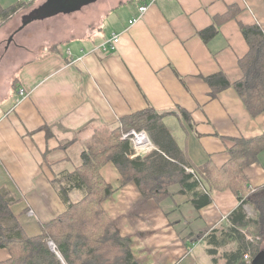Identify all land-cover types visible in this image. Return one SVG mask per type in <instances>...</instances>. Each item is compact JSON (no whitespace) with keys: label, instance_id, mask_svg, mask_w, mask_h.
<instances>
[{"label":"crops","instance_id":"obj_1","mask_svg":"<svg viewBox=\"0 0 264 264\" xmlns=\"http://www.w3.org/2000/svg\"><path fill=\"white\" fill-rule=\"evenodd\" d=\"M47 1L24 0L17 29ZM150 1L98 0L36 19L8 38L0 57V188L14 198L12 211L28 235L42 233L43 223L67 208L55 180L80 167L83 151L102 145L130 113L151 106L166 113L164 123L198 166L212 161L221 167L237 138L264 135V111L253 115L232 85L212 96L205 78L221 73L233 83L243 76L239 60L249 45L241 25L264 30V0H156L130 25ZM221 15L227 18L217 23ZM58 22L66 27L61 34L53 30L36 45L15 41L33 24ZM214 23L218 33L206 42L199 32ZM113 33L121 34L116 51L94 50ZM20 88L29 92L23 100ZM244 171L251 190L264 185V150ZM101 174L114 189L104 209L140 264L212 260L203 232L226 225L240 204L228 184L203 183L213 202L196 209L178 183L156 200L134 181L125 183L114 162ZM81 198V191L70 194L72 201ZM11 257L10 248L0 247V261Z\"/></svg>","mask_w":264,"mask_h":264},{"label":"trees","instance_id":"obj_2","mask_svg":"<svg viewBox=\"0 0 264 264\" xmlns=\"http://www.w3.org/2000/svg\"><path fill=\"white\" fill-rule=\"evenodd\" d=\"M23 7V2L10 7L0 3V20L11 19ZM226 18L225 15L218 16L217 23ZM241 30L249 45V51L239 60L243 76L233 83L221 73L205 78L211 86L212 96L232 85L250 112L257 115L264 111V30L257 23L242 24ZM217 33L215 23L199 32L206 42ZM181 112L190 118L187 111L182 109ZM165 116L166 113L152 106L130 113L119 120L109 137L102 139V145L93 143L83 151L82 165L54 182L66 203V210L43 223L42 233L38 235L25 232L12 211L14 198L0 188V247H8L12 252V257L0 264H140L133 255L129 239L120 234L103 206L114 190L101 174V167L107 162H114L124 182L134 181L148 198L159 200L170 193L169 186L180 184V193L190 195L196 209L213 202L212 194L203 183L231 185L240 204L228 215L226 225L209 233L203 232V236L214 264H247L243 258L248 252L252 253L253 260L263 249L246 241L240 228L253 226L254 234L264 239V185L251 190L244 168L259 159L264 150V135L237 138L230 150L229 161L221 167L212 161L198 166L177 143L164 123ZM129 128L146 131L155 149L145 156L135 155L132 142L123 135ZM74 190L81 191V199H70ZM246 203L256 210L255 219L245 212ZM231 240L238 245L220 255L222 247ZM222 258L225 263L221 262Z\"/></svg>","mask_w":264,"mask_h":264},{"label":"rangeland","instance_id":"obj_3","mask_svg":"<svg viewBox=\"0 0 264 264\" xmlns=\"http://www.w3.org/2000/svg\"><path fill=\"white\" fill-rule=\"evenodd\" d=\"M23 1L24 0H0V3L4 7H10V6H12V5L16 4V3H20V2H23ZM55 7H57V8H61V7L62 8H65L66 7L65 0H57V2L55 4ZM31 10L32 9L29 8L28 10L24 11L23 13L24 14L29 13V12H31ZM21 15H23V14L22 13L20 14V12H18L11 19H9V20H7L5 22H2L0 20V57H2L6 53V51H7L6 48H5V46H6V42H7L8 38L18 28V26L21 24V18H19ZM63 17L64 16H61V18H63ZM60 22L53 23L52 25H50L49 28H47V26L46 27H39L38 28L39 25H37V24L34 25L33 24L34 26L31 25V26L25 28L26 30H22L18 34H15V41L18 42V39L25 38V42H27V39H30V42L32 44L36 45L37 38L46 37L47 34H51L50 32H53V30H56L58 32V34H61L64 31V28H66V27H63V25ZM32 26L34 28H31ZM50 29H52V31L47 32V30H50ZM20 30L21 29H17V32L20 31ZM10 49H11V47H10ZM13 51H15V50H13ZM133 131H135L138 134H141V132L147 133L146 131H140V132H138L135 129H130L128 132L124 133L123 135H125V134L126 135H129ZM126 138L130 139V141L133 142V139L136 138V135L135 134H132V135L126 137ZM113 141H115V140H113ZM154 149H151V151L149 153H151ZM244 209H245V212L247 213V215H248L249 218H252V219H255L256 218L257 212H256V210L253 208V206L250 203H246L244 205ZM240 232L246 237V241H248V242H250V243H252L254 245H259V247L261 249H264V239H261L260 237H257L254 234L255 228L253 226H251V227L250 226L241 227L240 228ZM203 242H205V241L203 240ZM204 245H205V243H204ZM236 245H238L237 242H235L234 240H231L230 243H228L227 245H225V246L222 247L223 249L220 250V255L223 254L222 251H225V250H233L236 247ZM248 254L250 256L252 255L251 252H248ZM245 255H244V258H243V261L244 262H245ZM203 257H204V259H203V261L200 264H214L212 262V260L209 259V257L208 258L206 256H203ZM223 259L224 258H222L221 262L222 263H225V259L224 260Z\"/></svg>","mask_w":264,"mask_h":264},{"label":"built area","instance_id":"obj_4","mask_svg":"<svg viewBox=\"0 0 264 264\" xmlns=\"http://www.w3.org/2000/svg\"><path fill=\"white\" fill-rule=\"evenodd\" d=\"M156 0H151L150 2H145L142 3L139 6V15L136 17H133L130 21L129 24L133 25L135 24L137 21H139L144 15L145 13L149 10V7L151 5V3H154ZM121 42V34L120 33H113L111 37H109L107 40H105L103 43H101L100 45H98L94 50H100L103 52H111V51H116L119 47V44ZM29 95V92L26 91L24 88H20L19 91V100H23L24 98H26ZM128 134V133H127ZM132 134L136 135V138L133 139V149L135 152V155H141V156H145L148 154V151L151 150V147H153V143L150 140V138L148 137L147 133L145 132H141V134L136 133L135 131H133L132 133H130L129 135H124V137H128ZM144 134V136L146 137V139L143 140H139L138 139V135H142ZM188 171H193L192 168H187ZM33 212V211H31ZM51 247L55 250V244L54 242H50ZM252 261V257L249 254L245 255V262L247 264H249Z\"/></svg>","mask_w":264,"mask_h":264},{"label":"water","instance_id":"obj_5","mask_svg":"<svg viewBox=\"0 0 264 264\" xmlns=\"http://www.w3.org/2000/svg\"><path fill=\"white\" fill-rule=\"evenodd\" d=\"M96 1L98 0H65L66 7L57 8L55 7L57 0H48L44 5L40 7L38 11L28 17H24L23 24L19 27V29H23L30 22L36 19L45 18L54 14H58L60 12H74L80 10L83 6ZM12 38L13 36L9 39V42L12 40ZM249 264H264V249Z\"/></svg>","mask_w":264,"mask_h":264},{"label":"bare ground","instance_id":"obj_6","mask_svg":"<svg viewBox=\"0 0 264 264\" xmlns=\"http://www.w3.org/2000/svg\"><path fill=\"white\" fill-rule=\"evenodd\" d=\"M138 139L144 141L146 139V137L144 136V134H142V135H138Z\"/></svg>","mask_w":264,"mask_h":264}]
</instances>
